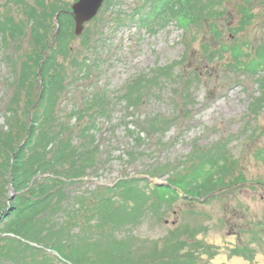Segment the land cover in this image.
Wrapping results in <instances>:
<instances>
[{"label":"rangeland","instance_id":"374dc122","mask_svg":"<svg viewBox=\"0 0 264 264\" xmlns=\"http://www.w3.org/2000/svg\"><path fill=\"white\" fill-rule=\"evenodd\" d=\"M75 1H44L50 21L39 48L27 13L36 1L0 0V21L10 18L23 32L11 38L0 31L1 203L16 193L9 182L14 149L28 141L43 111L42 62L57 48L56 14L73 17ZM141 3L106 0L80 35L74 22L70 52L58 53L50 67L65 89L45 125L49 132L66 127L77 137L87 125L98 126L89 133L94 138L78 143L84 142V156L96 158L70 188L83 199L82 209L50 224L62 231L57 236L68 253L75 241L98 243L99 251L121 245L135 264H264V0H201L192 23L164 21L153 29L130 19ZM142 88L145 100L130 106L127 93ZM146 122L154 128L145 129ZM134 127L145 131L141 138ZM148 172L154 177L144 179ZM169 182L177 194L152 191ZM180 182L198 195L212 192L187 197ZM123 183L149 195L145 213L118 229L98 224V200L119 201ZM24 259L42 264L44 255L26 252Z\"/></svg>","mask_w":264,"mask_h":264},{"label":"trees","instance_id":"16d2710c","mask_svg":"<svg viewBox=\"0 0 264 264\" xmlns=\"http://www.w3.org/2000/svg\"><path fill=\"white\" fill-rule=\"evenodd\" d=\"M35 1L37 7L32 6L27 11L30 16V36L35 46L43 48L45 47L49 26L47 21H50V19H47L49 13L45 9V0ZM200 1L144 0L145 4L137 5V8L131 13L130 19H134L138 25L149 29H153V26L155 27L158 23L164 21L167 23L174 20H177L183 26V23L195 21L193 17L198 9L195 4ZM39 8H44L41 13ZM59 21L60 31L57 36V48L42 62L41 78L44 93L40 107L43 111L41 115H37L33 120L28 141L20 147L24 142L21 140L14 149L15 159L12 164V177L11 168L9 170V182H11L16 192L14 199L10 203L0 202V264H37L34 259L31 261L24 259L26 252L31 255L43 254L44 262L42 264H135L125 259L123 254L131 251L128 248L122 251L121 245L116 247L108 245V250L99 251L98 243L77 245L73 241V250L68 253L65 250V243L59 240L57 236L62 231L53 228L50 224L57 222V219L74 216L77 208L82 209L83 199L81 200L70 188L72 185L77 184L76 179L83 175L85 168L94 165L96 158L90 153H86L84 156V142L78 143L81 142L80 138L83 137H85V141L88 138L91 140L94 137L89 133L98 130V126L92 123L84 129V131L87 130V133L75 137L74 132L66 127L55 134H51L45 126L53 118L52 108L54 109L58 94L65 89L62 75L57 71L52 72L53 69L51 70L50 67L56 65L55 61L58 53L65 55L71 50L69 40L74 18L69 13L61 11ZM247 21L248 19H245L243 24ZM0 31L3 35L11 38H18L23 33L21 25L13 23L10 18L0 21ZM25 66L21 70L22 78L26 76ZM20 84H25V80L22 79ZM143 88L136 96H133L131 92L127 93L129 96L127 102L130 106H135L141 103V100H145L146 97L142 96L145 90ZM97 98L104 103L103 97L97 96ZM134 128V131L136 130L138 133V137L141 138L140 132L144 133L145 131ZM149 128H154V126L146 122L145 129ZM8 146L9 144L5 142L1 144V147L5 150ZM7 162L9 166L10 160L6 159L5 163ZM2 166L4 165L2 164ZM149 177L153 178L154 173H146L144 179ZM180 183L184 186L185 189L182 192L187 197L198 198L212 192L211 189L204 194L202 193V195H198L199 193H196L198 191L195 188L188 190L183 182ZM207 185L208 183H205L199 187V190L203 187L206 188ZM119 186L117 189L119 190L118 195L121 194L119 201L104 196L98 200L97 210L95 211L98 224L115 223L118 229L127 224L137 223L142 214L145 213L144 207L150 200L149 195L140 190L135 183H123ZM161 188H166L167 191L172 193L177 192V188L174 187L172 182L167 185L157 184L152 191L158 192ZM58 202L60 205L57 206ZM117 204L119 205L116 206ZM99 207L102 208V211ZM70 233L75 232L71 230ZM46 249L55 253L48 252ZM115 249L121 251L114 254ZM129 256L132 257L133 253ZM163 264L179 263L167 261Z\"/></svg>","mask_w":264,"mask_h":264},{"label":"water","instance_id":"95a60500","mask_svg":"<svg viewBox=\"0 0 264 264\" xmlns=\"http://www.w3.org/2000/svg\"><path fill=\"white\" fill-rule=\"evenodd\" d=\"M106 0H77L72 5V15L75 22V34L80 35L84 29L85 24L92 20L100 11ZM59 14L55 17V22L58 25L55 36L60 30Z\"/></svg>","mask_w":264,"mask_h":264}]
</instances>
